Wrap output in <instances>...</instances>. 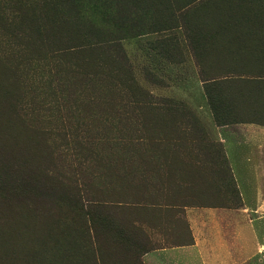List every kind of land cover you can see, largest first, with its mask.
Masks as SVG:
<instances>
[{
  "label": "rangeland",
  "instance_id": "obj_1",
  "mask_svg": "<svg viewBox=\"0 0 264 264\" xmlns=\"http://www.w3.org/2000/svg\"><path fill=\"white\" fill-rule=\"evenodd\" d=\"M98 6L96 0L87 2L89 30L103 34L110 46L117 40L139 87L182 103L185 113L147 111L142 119L145 124L151 119L145 131L152 139L148 151L140 147L143 154H116L118 149L96 131L108 123L99 112L122 98L113 94L111 83L85 84L75 74L96 71L97 63L107 67L114 58L101 60L87 47L45 55L64 43L78 45L72 23L43 0H0V264H137L154 246L140 228L135 230L141 210L135 204L165 200L243 207L221 143L212 141L183 89L198 81L192 78L194 67L205 72L212 66L199 60V46L226 44L238 35L264 41V26L238 23L242 15L264 13V4L106 0ZM211 81L201 77L204 85ZM124 87L123 94L130 92ZM56 91L67 100L56 103ZM102 91L108 94L106 103L94 99ZM206 93L209 98L207 87ZM135 127L141 136L142 121ZM67 130L74 138L79 134L71 147L65 145ZM88 130H94L92 137L87 138ZM67 192L83 198L70 202ZM258 214L264 216V208ZM256 229L264 246V217Z\"/></svg>",
  "mask_w": 264,
  "mask_h": 264
},
{
  "label": "crops",
  "instance_id": "obj_2",
  "mask_svg": "<svg viewBox=\"0 0 264 264\" xmlns=\"http://www.w3.org/2000/svg\"><path fill=\"white\" fill-rule=\"evenodd\" d=\"M238 36L226 44L199 46V60L212 66L205 72L194 67L192 78L198 81L188 82L183 91L212 141L221 143L243 207L165 200L135 204L141 208L135 230L140 228L147 244L154 246L137 264H243L254 258L255 264L264 262L256 229L264 217L258 214L264 208V41ZM201 77L215 81L204 85Z\"/></svg>",
  "mask_w": 264,
  "mask_h": 264
},
{
  "label": "trees",
  "instance_id": "obj_3",
  "mask_svg": "<svg viewBox=\"0 0 264 264\" xmlns=\"http://www.w3.org/2000/svg\"><path fill=\"white\" fill-rule=\"evenodd\" d=\"M88 1L89 0H43V3H45V5L48 4L52 10L56 11V14H62V18H66L64 19L65 21H69L72 23L74 31H76L79 38L77 40L78 45H65L64 43L60 45V48L53 49L45 55H51L52 57H54L53 53H57L59 54V56H62L70 50L76 51V49L87 47L91 48L92 50L96 49L97 54L101 58V60H105V55L108 58H114L112 60V64L107 65V67L100 65V63H97L96 71L84 70L83 72H81L79 71V69H77L75 71V74H77L78 76L81 75L82 79H84L85 84H88L89 82H102V84H104V82L111 83L114 87L113 94H116L117 96H119V98H122L121 103L114 104V107L110 108L106 113H102V111L99 112L100 118L107 120L108 123H105L106 126L103 128V131H96L97 135H104L107 144L112 148L118 149L116 154H143V151H139V148L141 147L142 150L144 148V150L148 151L146 146L151 145L152 142V139L149 138L145 133V131L148 130V128L146 127L149 126L151 119L145 124L144 119H142L144 114L147 111L154 112L171 108L173 110H176L177 112L185 113V106H181L182 103L180 102L157 98L139 87L136 82L132 64L129 61L122 45L119 44L117 40H114L112 41V46H110L104 41L102 37L104 36L103 34L97 31L91 32L89 30V25L87 24L88 15L86 7ZM105 1L106 0H96L97 4L99 5L98 7H101L102 5L104 6ZM114 2H118V0H114ZM258 2L264 4V0H258ZM238 23L264 24V13H256L254 15L248 16L242 15L238 19ZM88 36L97 38V40H89L87 38ZM105 71L106 73L102 75V73H104ZM58 74L61 77V81H63L61 74L59 72ZM52 77L50 79L51 83L55 80ZM126 85L128 86L127 89L130 92H126L125 94H123V91L125 89L124 86ZM52 94L55 97L56 103H59L63 99H65V101L67 100V98H64V96H60L57 91L52 92ZM105 94L107 93L105 91H102L100 94H98V96H95L94 99L101 100L103 101V103H106L107 101H109V99L108 94ZM73 96L74 98L72 101L76 103L78 98L74 93ZM125 96L130 97L128 101L131 105L125 100ZM209 101L210 103H212L210 96ZM57 107L60 108V105L58 104ZM61 109H63L62 106ZM137 119H139V122L137 121ZM141 121L144 132L142 131L141 136H138V132H140V129L135 127V125H137V123L141 124ZM64 133L69 138V140L65 142V145H70L71 147L72 141H74L73 143L75 144L78 143L76 138H79V134H77L75 136L76 138H74L72 137V133H69L68 130ZM94 133V130H88L87 138L92 137ZM144 133L146 134V137L144 136ZM81 138H83V136ZM80 148L81 147H79V149ZM67 198L70 200V202H75L81 200V198L83 197L81 195L76 196L72 193L67 192Z\"/></svg>",
  "mask_w": 264,
  "mask_h": 264
}]
</instances>
